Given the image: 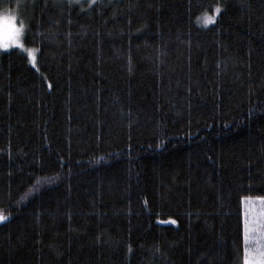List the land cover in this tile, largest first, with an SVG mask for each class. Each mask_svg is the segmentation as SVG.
Listing matches in <instances>:
<instances>
[{"label": "trees", "instance_id": "1", "mask_svg": "<svg viewBox=\"0 0 264 264\" xmlns=\"http://www.w3.org/2000/svg\"><path fill=\"white\" fill-rule=\"evenodd\" d=\"M2 10L24 49L0 48V264H243L242 199L264 198V0Z\"/></svg>", "mask_w": 264, "mask_h": 264}, {"label": "rangeland", "instance_id": "2", "mask_svg": "<svg viewBox=\"0 0 264 264\" xmlns=\"http://www.w3.org/2000/svg\"><path fill=\"white\" fill-rule=\"evenodd\" d=\"M8 0H0V42L3 40V33L9 24L14 25L16 28L19 29L20 24L16 20V16L12 12L3 11L2 7L4 3ZM23 30H21L18 43L13 44L9 43L10 47H19L24 45L22 39ZM4 49V47H0ZM24 49V48H22ZM27 51H32L33 56L34 52L31 48H25ZM36 57V55H35ZM30 59V57H29ZM31 63L35 64L34 60H31ZM263 197H251L247 196L242 199V210H243V234H244V256H243V264H245V248L247 247L250 254H257L259 252L264 251V199H260ZM247 214V221L246 215ZM247 222L249 227V232H245V223ZM247 235V243L245 242V236ZM249 259L251 260L252 264H257L260 261L259 255H250Z\"/></svg>", "mask_w": 264, "mask_h": 264}, {"label": "snow or ice", "instance_id": "3", "mask_svg": "<svg viewBox=\"0 0 264 264\" xmlns=\"http://www.w3.org/2000/svg\"><path fill=\"white\" fill-rule=\"evenodd\" d=\"M217 11H219V9H217ZM22 29H23L22 24L20 25L19 29L11 24L6 26L4 33H3V40L2 42H0V47L7 48L9 46V43H13V44L18 43L19 35ZM28 55L31 59L34 60L32 51H28ZM260 199H264V198H260ZM245 215H246V221H247V214ZM5 219L6 217H4L3 215H0V221H3ZM172 222L175 223V221H172ZM245 232L246 233L249 232V227H248L247 222L245 223ZM245 242L247 243V235L245 236ZM250 255H259L261 259L260 261L257 262V264H264V251L259 252L257 254H250L246 247L245 248V264H252L251 260L249 259Z\"/></svg>", "mask_w": 264, "mask_h": 264}]
</instances>
